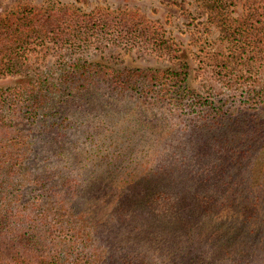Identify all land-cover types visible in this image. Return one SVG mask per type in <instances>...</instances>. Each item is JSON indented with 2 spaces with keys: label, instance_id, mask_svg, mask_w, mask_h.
I'll list each match as a JSON object with an SVG mask.
<instances>
[{
  "label": "trees",
  "instance_id": "1",
  "mask_svg": "<svg viewBox=\"0 0 264 264\" xmlns=\"http://www.w3.org/2000/svg\"><path fill=\"white\" fill-rule=\"evenodd\" d=\"M195 1L221 36L220 90L204 94L189 60L134 15L52 6L0 18V79L20 75L31 45L80 53L117 31L116 44L150 43L170 62L78 56L0 89V259L264 264V80L240 67L258 11L248 2L240 20L232 2Z\"/></svg>",
  "mask_w": 264,
  "mask_h": 264
},
{
  "label": "rangeland",
  "instance_id": "2",
  "mask_svg": "<svg viewBox=\"0 0 264 264\" xmlns=\"http://www.w3.org/2000/svg\"><path fill=\"white\" fill-rule=\"evenodd\" d=\"M227 1L234 4L230 8L232 16L240 20L248 14V2L254 4L258 11L260 22L255 24L253 35L250 34L252 44L245 49L247 53L240 67L241 72L247 75L258 70L259 73L252 74L264 80V0ZM52 6H72L79 15L103 10L105 13H126L146 20L163 40L169 41L180 55L189 60L192 73L188 84L192 89L200 94L220 90L218 64L215 62V58L220 56L217 53L212 56V52L220 48L221 36L215 26L217 22L210 23L204 8L195 0H0V18L6 20L32 8L44 10ZM114 35L104 33L98 39L91 38L90 47L81 49L83 52L80 53L57 51L49 42L31 45L32 49L21 63L23 67L20 75L0 79V89L19 84L37 72L45 71L59 62H69L78 56L89 61L107 62L118 68H159L170 64L167 55L152 44H116ZM0 264L9 263L0 259Z\"/></svg>",
  "mask_w": 264,
  "mask_h": 264
}]
</instances>
